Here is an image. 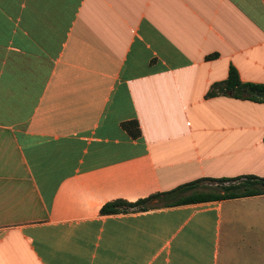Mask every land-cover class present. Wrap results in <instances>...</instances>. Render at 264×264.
Instances as JSON below:
<instances>
[{"label":"crops","instance_id":"crops-1","mask_svg":"<svg viewBox=\"0 0 264 264\" xmlns=\"http://www.w3.org/2000/svg\"><path fill=\"white\" fill-rule=\"evenodd\" d=\"M229 66L264 83V0H0V264H264V194L99 214L264 178V102L205 97Z\"/></svg>","mask_w":264,"mask_h":264},{"label":"trees","instance_id":"trees-1","mask_svg":"<svg viewBox=\"0 0 264 264\" xmlns=\"http://www.w3.org/2000/svg\"><path fill=\"white\" fill-rule=\"evenodd\" d=\"M228 95L255 102H264V83L241 82L236 70L229 66L223 80L213 82L205 97ZM120 127L132 139L139 136L135 120L120 122ZM264 194V178L243 175L224 178H198L166 192H155L134 201L113 199L103 203L99 214L109 215L130 211H144L155 207L173 206L187 203L206 202L228 198Z\"/></svg>","mask_w":264,"mask_h":264}]
</instances>
